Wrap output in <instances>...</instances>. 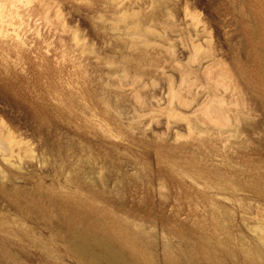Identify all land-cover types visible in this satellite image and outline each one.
Returning <instances> with one entry per match:
<instances>
[{
  "label": "rangeland",
  "instance_id": "374dc122",
  "mask_svg": "<svg viewBox=\"0 0 264 264\" xmlns=\"http://www.w3.org/2000/svg\"><path fill=\"white\" fill-rule=\"evenodd\" d=\"M264 0H0V264L264 263Z\"/></svg>",
  "mask_w": 264,
  "mask_h": 264
},
{
  "label": "bare ground",
  "instance_id": "6f19581e",
  "mask_svg": "<svg viewBox=\"0 0 264 264\" xmlns=\"http://www.w3.org/2000/svg\"><path fill=\"white\" fill-rule=\"evenodd\" d=\"M258 231L264 234V228H258ZM76 252L80 257L86 259L90 264H126L123 256L109 247L105 246V249L99 252L93 251L84 243L76 245ZM189 264H199L190 259ZM206 264H213L212 255H207ZM264 264V263H262Z\"/></svg>",
  "mask_w": 264,
  "mask_h": 264
}]
</instances>
